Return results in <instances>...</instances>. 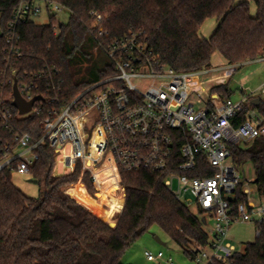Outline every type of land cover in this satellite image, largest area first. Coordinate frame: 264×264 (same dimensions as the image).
I'll return each instance as SVG.
<instances>
[{
	"label": "trees",
	"instance_id": "trees-1",
	"mask_svg": "<svg viewBox=\"0 0 264 264\" xmlns=\"http://www.w3.org/2000/svg\"><path fill=\"white\" fill-rule=\"evenodd\" d=\"M49 1L70 10L68 21L63 23L57 15H50L46 24L35 20L22 24L18 45L23 57L15 64L18 74L45 72L47 75L38 80V96L45 102L43 113L21 117L14 112L12 121L35 141L41 136L49 109H59L90 85L115 73L106 49L112 41L131 33L141 31L161 61L179 72L210 69L215 54L230 65L264 55V0ZM19 2L0 0L3 30ZM208 19H215L217 26L210 37H204L201 29ZM6 47L5 35H0V69L5 68L1 58ZM12 91V86H8L3 94L9 98ZM215 91L224 98L233 95L229 83L215 87ZM258 106L264 110L263 102ZM1 140L12 142L13 134L0 127ZM99 141L98 135L94 140L95 158ZM36 152L39 159L32 167L31 178L41 186L38 196H29L18 188L10 171L0 172V264H124L125 250L154 225L191 259L196 249L208 244L209 234L199 216L201 212L195 213L177 200L159 174L122 170L125 204L118 203L121 212L110 223L63 190L84 175L85 184L93 191L90 174L82 173L81 162L76 164L73 173L57 176L53 173L54 150L42 144ZM233 157L239 167L248 162L253 164L254 183L264 199V138L234 147ZM58 158L66 170L72 168L65 166L64 155ZM97 169L103 175H113L116 181L110 182L107 178L101 184L103 187L120 186L118 174L111 171L109 161ZM98 179L94 177L96 184ZM242 189L243 185L236 192L234 207L247 200ZM230 262L264 264V227L262 235L247 242L244 250L236 252Z\"/></svg>",
	"mask_w": 264,
	"mask_h": 264
},
{
	"label": "built area",
	"instance_id": "built-area-1",
	"mask_svg": "<svg viewBox=\"0 0 264 264\" xmlns=\"http://www.w3.org/2000/svg\"><path fill=\"white\" fill-rule=\"evenodd\" d=\"M64 8L49 0H20L6 28L0 25V35H5L7 43L1 58L5 68L0 69V127L13 134L12 142L0 141V172L31 177L39 159L36 149L42 144L54 150L55 161L64 155V164L72 171L81 162L93 173L111 158L119 183L122 170L155 172L177 200L214 221L213 236L209 235L206 246L195 250L194 264H231L238 252L229 241L231 225L252 223L256 237L264 227V201L253 202L255 190L243 181L233 157L234 147L264 138V110L258 106L264 103V84L260 96L242 90L237 101L212 88L208 96L195 94L190 79L212 69L179 72L161 61L141 31L134 32L112 41L106 49L115 73L90 85L70 103L49 109L35 141L12 123L14 112L21 117L39 116L45 102L38 100L29 113L20 114L13 104L14 86L31 101L38 96V80L47 75L17 73L15 64L23 57L19 30L43 12L57 15ZM8 86L13 91L6 98L3 91ZM98 135L99 153L92 159ZM89 158L91 166L87 165ZM241 185L247 200L234 207L232 201ZM123 196L125 201V191ZM145 255L155 264H176L164 251H146Z\"/></svg>",
	"mask_w": 264,
	"mask_h": 264
},
{
	"label": "rangeland",
	"instance_id": "rangeland-1",
	"mask_svg": "<svg viewBox=\"0 0 264 264\" xmlns=\"http://www.w3.org/2000/svg\"><path fill=\"white\" fill-rule=\"evenodd\" d=\"M252 11L255 12V5L253 3H252ZM70 14H71L70 10L68 8H64L62 9V11L58 12L57 18L61 22L66 23L70 17ZM49 20H50V15L47 12H43L40 16H38L35 19V22L39 24H46L49 22ZM216 24L217 23H215V19H208L201 29L202 35L204 37H210L217 26ZM260 57L262 58L264 57V55H261ZM260 57L255 60H250L241 64L230 65L222 56H220L219 54H215L213 56V66L212 68H210L212 70L206 73H201L191 78L189 82L193 85V90L195 94L201 93L204 96L209 95V91H208L209 88L215 90V87L227 83H229L230 88L233 90L232 98L236 101L242 98L243 96L242 90H244V92L248 94L251 92H256L257 95L260 96L259 88L264 84V59H261ZM213 68L215 69L213 70ZM71 152H72L71 148L67 146L66 153L70 154ZM57 159L59 160V158ZM81 166H82L81 168L83 174L84 173L86 174L87 172L90 174L88 175V177L92 183L93 191H90L88 185L85 184L83 179L84 175H82L76 183L64 186L63 187L64 191L65 188L68 187L70 188L71 186L79 183L84 185L88 194L94 198H97L96 194L100 190L103 192L111 191L116 193L115 189L113 188L114 185L112 187H110L112 184L109 187H105V186L103 187V185H101L107 178H109L110 182H113L112 180L115 181L113 175L110 176L103 175L100 173V171L97 168L94 169L95 175H93L94 172L92 173L89 170H87L83 164ZM73 171L72 169L66 170L64 165H62L60 161H56V165L54 167L53 173L54 175L56 174L58 176L59 175L64 176L73 173ZM239 174L243 179V181L247 183V186L255 190L252 194L253 202L255 204H260V202H263L264 199L259 196L257 187L254 183L256 179V172L253 164L251 162H248L244 166L239 167ZM98 175L102 177L101 179L102 181L98 179L99 178ZM94 177L95 179H98L97 184L94 181ZM31 179L32 178L30 176H26L18 173H13L12 175V181L18 188H20L25 194L35 197L39 195L41 191V186L38 183H34L33 181H31ZM117 180L119 181L118 176H117ZM120 185L122 186L121 183ZM123 189L125 191V188L122 186V195L119 194L117 196L120 197L123 200V203L125 204V201L123 199L124 198ZM102 209L104 211H107L109 210V206L106 204L102 205ZM192 210L193 212H196L194 208ZM120 212L121 211L115 212L116 214L114 213L112 215V219H115ZM199 216L201 219L207 218V223L204 224V227L208 232V234L210 236H213V228H214L213 219L210 216L204 214H200ZM157 237H159L161 241L164 242L165 244L160 243L157 240ZM255 238H256V228L255 225L252 223L235 222L230 227L229 241L233 245H235L237 251L240 252L243 251L245 248V244L247 242L254 241ZM146 251H152L154 254H157L159 251H164L166 256L173 257L176 264H194L191 258H189L183 252L181 247L175 244L173 241H171V239L157 225H154L149 232L145 233L135 243H133L130 247H128L125 250L122 257V262L124 264H155L147 260L145 255Z\"/></svg>",
	"mask_w": 264,
	"mask_h": 264
},
{
	"label": "crops",
	"instance_id": "crops-1",
	"mask_svg": "<svg viewBox=\"0 0 264 264\" xmlns=\"http://www.w3.org/2000/svg\"><path fill=\"white\" fill-rule=\"evenodd\" d=\"M215 23H217L216 20H215ZM94 169H93V172H94ZM113 173L115 174V172ZM65 191L70 196H72L73 198L78 200L80 203H82L85 207L90 209L92 212H94L95 214L103 218L104 220L109 221L110 223H113L115 221V219H112V215L115 213V211L116 212L121 211V208L118 209L117 205L118 203L123 202V200H120V197L117 196L119 194H116L114 192L108 191L107 193H102V191L100 190L96 194L97 198H94L88 194L84 185L79 184V183L71 186L70 188L69 187L65 188ZM123 193H124V189H123ZM105 204L109 206V210L107 211H104L102 209V205H105Z\"/></svg>",
	"mask_w": 264,
	"mask_h": 264
},
{
	"label": "water",
	"instance_id": "water-1",
	"mask_svg": "<svg viewBox=\"0 0 264 264\" xmlns=\"http://www.w3.org/2000/svg\"><path fill=\"white\" fill-rule=\"evenodd\" d=\"M14 96H15V100H14L13 104L18 109L19 113L22 114V115L29 113L33 109L34 104L36 103V101L41 100V98H42L41 96H36L31 101H26L20 95V92H19V90L17 88V85L14 86ZM31 181H33L34 183H37V180L31 179ZM203 222L206 223V219L205 218H203ZM157 240L160 243L165 244L164 242L161 241V239L159 237H157Z\"/></svg>",
	"mask_w": 264,
	"mask_h": 264
},
{
	"label": "bare ground",
	"instance_id": "bare-ground-1",
	"mask_svg": "<svg viewBox=\"0 0 264 264\" xmlns=\"http://www.w3.org/2000/svg\"><path fill=\"white\" fill-rule=\"evenodd\" d=\"M94 150H95V144H93L92 149H91V154L90 157L93 159L94 158ZM92 160H90V158L87 160V163L92 164L91 162ZM107 161H109V167L111 169L112 172H116L114 164H113V160L111 158L107 159ZM105 164V163H104ZM103 166V165H102ZM119 182V181H118ZM113 185H111L110 187H112ZM113 188L115 189L117 194L121 195V187L119 185H114Z\"/></svg>",
	"mask_w": 264,
	"mask_h": 264
}]
</instances>
